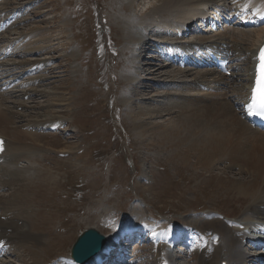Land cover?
<instances>
[{
  "label": "rangeland",
  "instance_id": "obj_1",
  "mask_svg": "<svg viewBox=\"0 0 264 264\" xmlns=\"http://www.w3.org/2000/svg\"><path fill=\"white\" fill-rule=\"evenodd\" d=\"M149 1L130 0V4L128 1L125 4L129 7L128 12L139 17L145 9L156 4L155 0ZM212 2L222 5L230 0ZM115 4V0L0 1V20H7L13 13L18 15V21L16 19L0 34V51L5 52L8 48L11 52L35 50L22 54L15 52V56L2 58L6 65L0 68L1 93L16 90V100L30 107L35 106L30 112L44 113V109L40 108L51 102L49 110L61 111L59 115L63 118L56 125H38L34 128L35 136L40 138L36 145L40 150L37 155L40 166L34 172L37 177H29L30 182H16L12 174L0 173V216L15 213L17 209L29 210L33 215L30 222L35 225L34 230L39 236L49 238L46 239L49 244H56L58 236L68 230L69 234H74L63 243V247H52L46 253L33 246H30L32 249L28 246L27 249L11 250L20 254L19 260L14 252H10V255L0 257V264H32L36 262L33 261L35 258L40 260L36 263L55 264L59 258H68L71 244L86 228H95L112 242L110 237L131 232L129 228L133 224L138 223L142 228L138 221L154 225L152 229L156 231L158 227L165 229L179 225L182 229L185 220L194 221L213 214L226 222L239 223L246 210L247 201L242 204L244 201L239 197L241 194L236 185L239 180L252 179L241 165L230 166V162L224 159L213 168L200 169L194 157H187L186 160L172 158L171 148L165 149L156 141L144 148L135 135L133 122L129 120L130 110L125 109L123 100L130 87L124 76L132 73L131 64L148 62L156 67L159 63L150 61L155 53L140 50L150 41L141 45L136 55L127 57L133 47L125 42L124 27L116 21ZM153 20L159 21L155 16ZM64 24L67 25L65 30ZM237 27L231 31H239L240 27ZM193 34L197 35L196 32ZM190 37L191 34L182 41L190 40ZM12 62L16 63L9 65ZM235 62L234 66L241 63L240 60ZM35 64L40 66L34 68ZM175 65L177 63L174 64V68H177ZM32 67L35 74L30 73L19 82H13ZM5 69L7 72L3 75ZM144 69L141 67L138 74L145 82H140L137 87L150 85L151 88L146 89L144 96H135L133 100L139 104L140 98H143L149 108H162L158 102L163 100L152 98L150 92L172 93L173 87L177 86L171 88L166 85L168 88H162L156 80L147 78L142 72ZM237 70L238 67L232 69L231 73L236 74ZM190 71V74L194 72ZM36 76L37 81L28 82V79ZM182 80L190 81L191 78L187 76ZM11 83L12 87L8 88ZM28 90L39 93L31 94L30 98L29 95L19 94V91L27 93ZM10 95L13 94H7L4 98L13 100ZM60 104L63 106L57 107ZM218 110L215 107L212 114L215 115ZM24 114L19 126L10 127L7 124L5 129L9 131L8 134L28 130L24 128L25 122L33 119L28 118L29 110ZM24 162H1L0 166L8 170ZM45 169L53 175L52 182L39 181L44 177ZM34 173L29 171L30 175ZM260 177V174L256 176V185L262 183ZM262 179L264 181V176ZM20 186L27 188L22 196L24 202L7 203L15 196L17 189L19 193ZM126 221L132 222L116 230ZM248 221L252 222L251 219ZM45 234L48 235L45 237ZM134 247L132 244L128 247V262L154 264L155 249L151 239L148 246ZM198 251L186 257L185 253L170 254L175 264H198ZM250 262L260 263L256 260Z\"/></svg>",
  "mask_w": 264,
  "mask_h": 264
},
{
  "label": "bare ground",
  "instance_id": "obj_2",
  "mask_svg": "<svg viewBox=\"0 0 264 264\" xmlns=\"http://www.w3.org/2000/svg\"><path fill=\"white\" fill-rule=\"evenodd\" d=\"M126 1L115 0L117 11L112 6L111 8L115 12L116 21L124 27L125 42L133 47L127 57L136 55L139 47L150 41L145 48L140 50L143 53L148 51L152 54L155 53L150 61L159 63L156 67L150 66L148 62H144L142 65L139 62L131 64L132 73L124 76L130 87H128V94L124 96L123 100L125 109L127 107L130 110L129 120L133 122L135 135L140 139L144 148L148 147L152 141H156V144L159 143L165 149L171 148L170 157L172 158L186 160L187 157H194L196 166L198 165L200 169H206L209 166L213 168L224 159L230 162V166H242L252 180H239L236 185L238 193L241 194L239 197L244 201L242 204L247 201L246 210L242 213L243 216L239 223L226 222L214 214L204 215L194 221L185 220L181 230H194L200 234V242L197 244L198 264H250V261L256 260L257 254L247 247L249 245L256 247L260 241H256L255 236L250 235L249 231L258 229L257 225L264 224V181L262 179L264 176L262 175L264 173V132L249 124L245 108L249 101L251 84L255 75L257 51L264 44V0H232V3L224 2L221 3L222 5L217 4L218 6L212 4V0H205L206 2L202 0H155L156 4L145 9V12L139 17L128 12L129 7L126 6ZM208 9L209 13L206 12ZM226 10H232L236 15L237 22L233 26L240 28L255 26L254 29L231 31L233 28L225 26L221 31L216 32H209L208 29L196 31L209 14L214 11L227 12ZM153 16L159 21L154 22ZM192 24L195 25V29L193 28L191 33L196 32L197 35L192 33V39L181 42L186 29L188 30ZM251 24L252 26H250ZM63 27L65 30L67 25L64 24ZM208 50L229 54L231 62L240 60L241 63L235 66L229 65L227 75L210 68H204L201 66L200 56H206ZM17 51L12 53H9V49L5 52L0 51V68L6 65L5 61L2 62V58L15 56ZM28 51L35 52L34 49L24 52L28 53ZM121 55L123 58L124 54ZM15 63L12 62L9 65ZM175 63L178 65L184 63L190 68L193 66L190 70H200L196 67L204 69L190 74L189 69L180 68V65L174 68ZM39 66L35 64L33 67ZM241 66L244 67V70L241 69ZM33 67L31 70L29 69L30 72H35ZM141 67H145L142 72L147 75V78L152 81L156 80L162 88H168L166 85L171 88L180 85L179 88L176 87L177 89L173 87L174 92L172 93L150 92L152 98L158 97L163 100L158 102L162 108H149L145 105L143 98H140L139 104L133 100L135 96H144L146 89L151 88L150 85L137 87L140 82H145V79L138 74ZM236 67H238L237 72L239 73L232 74L231 70ZM166 68L172 70H165ZM6 72L5 69L3 75ZM187 76L191 78L190 81L182 80ZM37 80L38 76L28 79V82ZM234 86L239 88L236 89ZM42 92L44 94L43 90ZM45 92L47 93V91ZM14 93L16 90H10L8 93L0 91V160L3 163H13L17 160L25 162L8 170L5 166H0V173L12 174L16 182H30L29 177H37L34 172H36V167L40 166L37 164V155L40 150L36 146L40 138L35 136L34 128L38 125H46V127L56 125L57 122H60L58 120L63 119L59 115L62 112L49 110L51 102L40 108L44 109V113L30 112L31 108L34 110L35 106L30 107L27 103L16 100L17 94ZM37 93L39 91L28 90L27 93L19 91V94L27 97L29 95V98L31 94L36 95ZM7 94H13L10 95V98L16 101L4 98ZM61 106L63 105L60 104L57 107ZM163 107L167 109L164 110ZM215 107L219 110L213 115L212 110ZM18 109L23 112H19ZM28 110L30 114L28 118L33 119L25 122L24 128H28V130L25 129L18 134L14 132L8 134L9 131L5 129L7 124H10V127L19 126L21 115H25L24 113H27ZM40 128L42 129V127ZM29 171H32L34 175H30ZM43 171L42 176L44 177L39 181L52 182L53 175L50 171L46 169ZM258 174L261 176L262 183L256 185L255 178ZM26 190L27 188L20 186L19 193L17 189L13 200L9 199L7 203L19 204L23 201L22 196ZM246 213L247 215H245ZM32 219L33 215L29 210L20 209H17L15 213L0 216V245L10 251L33 246L46 253L52 247H63V243L74 235L69 234L70 230H68L64 235L58 236L56 244H49L47 241L49 238L39 236L40 234L34 230L35 225L30 222ZM249 219L252 222H249ZM138 222L142 224V221ZM70 223L72 227L73 221ZM240 225L243 227H237ZM137 228H141L139 224H133L129 231ZM158 228L154 238L156 242L154 264H175L169 252V245L176 238L178 231H173L174 228L170 226L165 228L167 230H162V227ZM127 234L120 235L126 236ZM47 235L45 234V237ZM111 246L112 242L107 243L104 251ZM11 252H14V256L19 260L20 254L15 251ZM103 252L98 254V259L102 257ZM33 261L39 262L40 260L35 258ZM36 262L32 264H43V262ZM55 264L71 263L64 257Z\"/></svg>",
  "mask_w": 264,
  "mask_h": 264
},
{
  "label": "water",
  "instance_id": "obj_3",
  "mask_svg": "<svg viewBox=\"0 0 264 264\" xmlns=\"http://www.w3.org/2000/svg\"><path fill=\"white\" fill-rule=\"evenodd\" d=\"M102 243L103 238L96 231H84L72 246V258L76 262L83 263L102 248Z\"/></svg>",
  "mask_w": 264,
  "mask_h": 264
},
{
  "label": "snow or ice",
  "instance_id": "obj_4",
  "mask_svg": "<svg viewBox=\"0 0 264 264\" xmlns=\"http://www.w3.org/2000/svg\"><path fill=\"white\" fill-rule=\"evenodd\" d=\"M261 64L257 69V88L254 89L253 99L256 100L257 93H260L262 98H264V49H261ZM260 108L264 109V99L259 105ZM251 111V107H250Z\"/></svg>",
  "mask_w": 264,
  "mask_h": 264
}]
</instances>
